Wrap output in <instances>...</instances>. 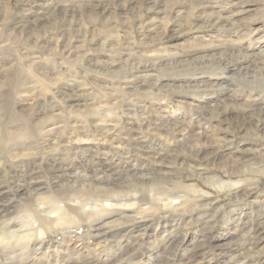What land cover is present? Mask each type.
<instances>
[{
    "label": "rangeland",
    "instance_id": "374dc122",
    "mask_svg": "<svg viewBox=\"0 0 264 264\" xmlns=\"http://www.w3.org/2000/svg\"><path fill=\"white\" fill-rule=\"evenodd\" d=\"M262 110L264 0H0V233L20 221L25 200L48 207L64 177L161 176L162 188L193 200L183 213H153L139 240L142 222L120 216L102 222L127 229L114 238L97 239L87 221L69 233L50 226L51 249L36 251L34 240L27 264L46 252L48 264H184L206 236L214 259L203 264H230L213 248L227 243L264 264ZM184 119L187 129L168 133V120ZM106 163L118 175L103 174ZM235 183L243 188L223 189Z\"/></svg>",
    "mask_w": 264,
    "mask_h": 264
},
{
    "label": "bare ground",
    "instance_id": "6f19581e",
    "mask_svg": "<svg viewBox=\"0 0 264 264\" xmlns=\"http://www.w3.org/2000/svg\"><path fill=\"white\" fill-rule=\"evenodd\" d=\"M197 107V111L201 114L216 113L222 116L224 115V113L227 112V110H225L224 108L222 109L220 106ZM239 111L240 110L238 108L233 109V112L235 114H239ZM262 112L264 115V110H262ZM165 119L167 120L168 118ZM168 122L169 123L167 124V127L165 124L164 125L166 129L170 130L168 133L173 136H178L181 134L182 130L187 129V126H185V119L180 122H173L172 120H168ZM199 124L200 122L196 124L195 130L200 129ZM205 135L206 133L202 132V136L205 139L206 143L205 145H207L208 148H212L213 146H215L213 142H211V140L209 139L210 137ZM138 141L142 140L139 139ZM200 152H197L196 155H199ZM211 154L215 155V158H212V161L214 162V159L218 157L216 156L218 153L217 151H213L211 152ZM204 155L205 159H200L206 160L210 158L208 157V152L204 153ZM163 157L164 156L159 154V157L157 158L159 159L157 165L159 168L166 166L164 165ZM198 157L199 156H197V159ZM182 162H185L183 158ZM106 165L107 166H104L101 170L103 174L109 173L108 175H118L119 170L112 163H106ZM184 165L186 166L184 170L188 174L190 173V171H194V168H190L186 164ZM231 166L234 167V164ZM159 168L157 169L153 167L149 171L150 174L155 173L156 171L157 175H161L159 174V172L161 171V169ZM90 170L93 175L96 173H94L95 170H93L92 168ZM133 171L135 170H131L128 172L133 173ZM161 178V176L157 179H142V177H138L136 179H133L132 182H128L120 179L113 180L109 177L102 179H94V177H90L88 175L85 176L84 180H78L79 178L77 176H74L71 179L64 177L60 180L62 184L58 185V187H60L61 189L58 191H54L53 193L51 192L49 197L45 198V202H49L48 207H46L43 203H37V201L36 205L35 203L31 204V201H28L26 206H24L25 204L23 205V203L26 200L22 203L21 208H19L20 221L18 223L11 222L9 223V226L7 225L9 227V229H6L9 234L8 236L2 234L3 232L0 233V246L3 250H5L6 254L8 255L7 260L9 261V264H27L28 259L30 258V256H32L29 253V248L34 240L37 241L36 251L51 249V247L45 243L44 238H42V236L45 235V232L50 229V226H55L61 229L63 232L69 233L72 224L77 225L80 221H87L92 224L93 231L91 233H93V236L97 239L104 237L114 238L113 235L123 234L127 229L119 232H114V229L111 230L110 227L107 228V222H102L108 220L110 217L113 218L119 216L122 217L121 219H123V223L125 221L124 219L127 218L130 220L137 219L139 222H142L139 223L140 225H137L140 229H142L136 236V239L139 240L141 239V236H145L148 233L150 225L149 223H146L145 220L148 217H151L153 213L155 215H162L164 216L163 218H165L171 211H182L183 213V210H185L187 207H190L191 203L193 202V200L189 199V197L187 198L186 196H182V193H180V191L176 192L166 187L162 188V181L160 182V180H158ZM177 184L178 185H175V189L180 190L182 187H180V183ZM242 188L243 186L239 185V183L223 187L224 190L232 189L233 191L241 190ZM30 189L28 188L31 193ZM25 210L26 212H24ZM111 210L116 212V214H113ZM106 211L107 213L105 214ZM22 212L24 213L22 214ZM134 213L136 217L130 216L134 215ZM258 224L261 227L259 231H261L260 233H262L264 236V216L259 218ZM106 230H110L111 233H105ZM20 232H22L21 235H19ZM35 234H37L38 238H34ZM206 237L207 238H203L206 242V247H204L203 249H199V251L197 252L193 251L189 256L187 262L184 264H190L188 263V261L190 260L192 261V264H203L206 260H209L208 262L210 263L211 260L214 259V257L210 254L209 247H207L209 246L210 242H212V238H210L209 236ZM117 243L119 244L118 241ZM142 244L143 243L141 241H139L137 244H134L135 246L131 248L133 256L137 254L136 249L138 247H142ZM213 248L218 249H216V251L219 257H224L228 259L231 258V260L228 261L230 264H237L239 261H243L244 264H252L247 261V255L243 253V247L240 245L227 243L224 245H217L216 247L213 245ZM54 252L56 255H61L59 250H56ZM45 254L47 255V252ZM46 255H44L45 258L47 257ZM42 257L43 256H41V258H39L37 261H34L32 264H48V260H44L45 258ZM43 260L44 262L41 263L40 261ZM113 263L114 262H112L111 264Z\"/></svg>",
    "mask_w": 264,
    "mask_h": 264
}]
</instances>
